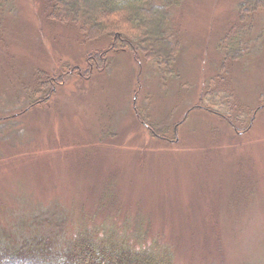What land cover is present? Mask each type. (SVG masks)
Here are the masks:
<instances>
[{
	"label": "rangeland",
	"instance_id": "rangeland-1",
	"mask_svg": "<svg viewBox=\"0 0 264 264\" xmlns=\"http://www.w3.org/2000/svg\"><path fill=\"white\" fill-rule=\"evenodd\" d=\"M50 1L0 4V238L136 221L175 264H264V38L223 39L247 0L167 1L163 63L146 9L107 35Z\"/></svg>",
	"mask_w": 264,
	"mask_h": 264
},
{
	"label": "trees",
	"instance_id": "trees-1",
	"mask_svg": "<svg viewBox=\"0 0 264 264\" xmlns=\"http://www.w3.org/2000/svg\"><path fill=\"white\" fill-rule=\"evenodd\" d=\"M3 1L5 0H0V4ZM55 1L51 0L49 4L47 3L49 11L57 9ZM68 1V3L74 2L77 7L80 6L87 23L100 29L104 28L107 35L115 34V30L119 26V24L113 25L115 20L111 19L110 15L115 14V12H123L121 17L124 22L119 23L124 28L128 24L131 26V21H138L141 17L140 11L143 8L146 9V16L148 15L146 18L150 22V26H146V28H152L154 25L152 41H157L160 44L158 46L154 44L156 46L155 55L163 63L162 56L166 58L167 54L164 56L165 50L161 48V42H167V37L163 26L164 20L158 19V16H164L165 11L163 9L172 6L171 3H167L169 0H115L114 5L110 6L108 3H103L101 8L95 9L93 12L84 6L83 1ZM151 7L157 9V13H154L150 9ZM248 8L252 9L249 12L250 18L244 23L242 10ZM260 8L263 9L258 11ZM236 11L237 22L224 33L223 39L229 42L232 39L230 34L236 32L242 36L233 40L235 41L233 51L235 55H238L247 52V48H252L255 39L264 38V0H247ZM258 16L263 20L259 27ZM137 40L147 41L148 37H138ZM31 100L30 104L37 103L36 100ZM203 106L200 101L196 108L204 109L203 111L209 114H218V112L208 110ZM262 107H257L256 112ZM27 109L30 108L27 107ZM250 118L253 120L254 115ZM225 121L230 127H233L231 121L228 119ZM246 130H236V135L241 136ZM151 131L155 138L160 137L158 131L154 129ZM24 227H28L29 232L21 233L18 237L15 235L16 238L12 241L9 238H0V264H175L171 249L157 242L148 243L145 230L143 231L142 225H137L136 221L131 224L123 223L119 231L113 224L108 227L104 222L96 225L89 223L88 226H77L76 233L66 237L62 236L65 228L59 224L54 228H48L36 222L29 225L24 224ZM19 229L21 228L19 227Z\"/></svg>",
	"mask_w": 264,
	"mask_h": 264
}]
</instances>
